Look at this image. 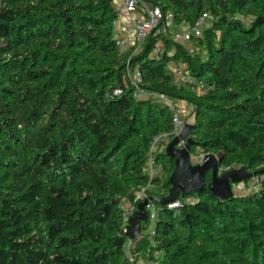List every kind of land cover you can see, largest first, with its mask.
I'll return each instance as SVG.
<instances>
[{
  "label": "trees",
  "instance_id": "1",
  "mask_svg": "<svg viewBox=\"0 0 264 264\" xmlns=\"http://www.w3.org/2000/svg\"><path fill=\"white\" fill-rule=\"evenodd\" d=\"M145 1L178 23L212 16L197 55L167 40L170 54L151 59L152 36L130 64L148 90L193 105L191 154L244 167L261 191L180 197L129 258L122 207L148 184L145 163L172 112L125 88L133 52L113 39L115 0H0V264H141L147 245L160 264H264V0ZM172 63L211 92L176 85ZM157 162L151 197L168 194L175 170L166 153Z\"/></svg>",
  "mask_w": 264,
  "mask_h": 264
},
{
  "label": "built area",
  "instance_id": "2",
  "mask_svg": "<svg viewBox=\"0 0 264 264\" xmlns=\"http://www.w3.org/2000/svg\"><path fill=\"white\" fill-rule=\"evenodd\" d=\"M116 18L112 22L114 30V41L121 52H128L134 49V52L127 62V74L124 78L125 88H132L133 98L137 101H147L157 103L169 108L172 112L173 130L169 134H161L154 137L149 155L145 163V172L148 177V184L142 187L135 195L131 204L123 206L124 226L129 224L131 214L138 210V205L144 201H148L146 211L148 213V228L143 235L153 236L154 228L158 221L161 207L152 200L149 191L155 188V181L163 176V166L157 162V156L166 153V149L170 142L180 136L184 126L189 122L192 116L193 105L185 102L181 107L174 99L148 90L144 87V78L139 67H131L132 56L138 54L143 49V45L147 40L154 36L158 38L152 45L149 53L151 59H162L169 53L167 40L173 41L175 44L183 46L187 54L195 56L199 53L198 43L203 40L204 32L212 21L209 14L202 15L194 24H188L185 21L176 22L174 16L170 12H164L160 6L151 5L145 0H115ZM122 21L125 25L121 27ZM170 54V53H169ZM174 83L178 86H184L191 92L200 97L208 95L212 87L204 80L193 77L188 66L183 63H172ZM116 95L121 91H116ZM187 113L189 117L185 118ZM186 146L181 141L178 148L182 149ZM208 155L204 153L191 154V162L193 165H202L206 161ZM236 188V190H235ZM234 191L238 193H257L262 189V181L259 177L254 176L248 182H242L233 186ZM156 197V196H155ZM171 209L181 207L180 202H175L167 206ZM130 246L134 247V241H128Z\"/></svg>",
  "mask_w": 264,
  "mask_h": 264
},
{
  "label": "water",
  "instance_id": "3",
  "mask_svg": "<svg viewBox=\"0 0 264 264\" xmlns=\"http://www.w3.org/2000/svg\"><path fill=\"white\" fill-rule=\"evenodd\" d=\"M192 128L193 125L187 123L180 136L175 137L166 149V155L175 159V170L169 179L170 189L167 195L151 198L161 208L175 203L180 197L203 192L206 188L219 202L229 201L235 194L234 185L247 182L255 176L244 167L220 172L221 158L214 154H209L204 164L193 165L191 150L195 142L190 138ZM181 141L186 143L182 149L178 148ZM208 174L212 176L210 183H207ZM147 202L146 200L138 205V210L131 214L125 228V236L128 241H134V245L145 237L143 232L148 228V213L145 208Z\"/></svg>",
  "mask_w": 264,
  "mask_h": 264
},
{
  "label": "rangeland",
  "instance_id": "4",
  "mask_svg": "<svg viewBox=\"0 0 264 264\" xmlns=\"http://www.w3.org/2000/svg\"><path fill=\"white\" fill-rule=\"evenodd\" d=\"M212 24H213V19L212 21L210 22L209 24V27L211 29L212 27ZM219 36V34L217 35ZM130 52H134V49H131ZM206 52L204 51L202 55H205ZM180 106H184L185 102L183 103H178ZM185 118L189 117V115L187 113L184 114ZM220 157V155H218ZM225 169L224 168H221L220 172H224ZM236 190V188H235ZM235 193L238 194L237 191H235ZM187 202H190V200H188ZM127 204V203H126ZM132 248V246H130L129 244L126 245L125 247V250H126V253L127 255H129V250ZM141 254L138 255L137 254V258H139L138 256H142L140 259H139V262L142 264V263H148V264H160L161 262V259H162V256L159 252H155V253H152V248L151 246L147 245V246H144V250H142L140 252ZM129 258H132L131 255L128 256ZM133 260V259H132Z\"/></svg>",
  "mask_w": 264,
  "mask_h": 264
},
{
  "label": "crops",
  "instance_id": "5",
  "mask_svg": "<svg viewBox=\"0 0 264 264\" xmlns=\"http://www.w3.org/2000/svg\"><path fill=\"white\" fill-rule=\"evenodd\" d=\"M125 21H122V24H121V27H123L124 25H125ZM183 103V102H182ZM181 107H183L182 105H181ZM235 192V191H234ZM124 206H127V205H124Z\"/></svg>",
  "mask_w": 264,
  "mask_h": 264
}]
</instances>
